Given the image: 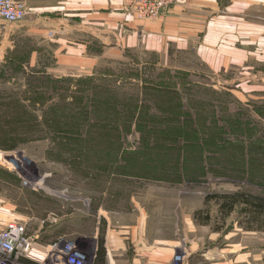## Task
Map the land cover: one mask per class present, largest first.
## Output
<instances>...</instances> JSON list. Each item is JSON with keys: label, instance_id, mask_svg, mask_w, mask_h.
Segmentation results:
<instances>
[{"label": "rangeland", "instance_id": "1", "mask_svg": "<svg viewBox=\"0 0 264 264\" xmlns=\"http://www.w3.org/2000/svg\"><path fill=\"white\" fill-rule=\"evenodd\" d=\"M215 1L221 13L230 0ZM31 13L0 24L14 41L0 64V230L20 234L0 264H138L144 245L159 251L160 222L164 247L176 250L157 264H186L190 249L187 264H264V231L242 225L240 207L224 222L206 203L216 192L264 194V52L219 25L200 28L195 49L139 47L56 76L46 69L50 27L25 21ZM70 34L93 38L74 26ZM148 120L176 123L201 146L183 135L147 145L139 123Z\"/></svg>", "mask_w": 264, "mask_h": 264}, {"label": "crops", "instance_id": "2", "mask_svg": "<svg viewBox=\"0 0 264 264\" xmlns=\"http://www.w3.org/2000/svg\"><path fill=\"white\" fill-rule=\"evenodd\" d=\"M26 1L32 13L25 21H40L50 27L45 35L52 63H47L46 69L56 76H66L75 67L92 69L104 56L114 60L122 59L126 53L139 47L163 52L169 42H184L186 48L192 45L190 48L195 49L200 28L219 25L223 27L224 36L232 41L238 35V40L245 45L246 51L250 49H247L248 44H254L255 50L260 54L264 52V0H230L221 13L215 0H181L169 10L164 20L154 22L139 19L128 12L124 7V0H46L47 3L43 0ZM5 23L0 18V24L6 25ZM73 26L84 29L93 38L73 40L70 34ZM0 32L2 64L14 41L7 26L5 29L1 27ZM261 56V63H264V57ZM160 226L161 222L153 226L154 230H158V236L151 243L159 251L144 245L141 249L146 255L138 264H157L164 258L172 259L176 247L173 244V247H164L162 240H165L167 233ZM143 243L144 241L141 245ZM194 252L196 251L193 249L189 250L188 256H185L186 264ZM260 256L264 261V252ZM116 262L128 264L125 257H120ZM202 264L234 263L203 260Z\"/></svg>", "mask_w": 264, "mask_h": 264}, {"label": "trees", "instance_id": "3", "mask_svg": "<svg viewBox=\"0 0 264 264\" xmlns=\"http://www.w3.org/2000/svg\"><path fill=\"white\" fill-rule=\"evenodd\" d=\"M128 114H124V118H121L122 123L125 125L127 124L128 120H133L135 117V113L130 112ZM180 115V107H175L170 111L169 117L177 122L179 121L178 118ZM144 122L145 121H141L139 123V127L140 131L142 132V141H144L147 145L152 141L150 140V137H155L154 139H156V141L159 139L162 140V138L167 139L172 145L179 140V135H183V137L188 140V143L194 146V150L198 151L195 147L201 146L197 135H192V133L183 131L182 129L178 130L176 123L172 124L171 128H168V126L165 125L151 124L149 120L147 121V124H144ZM169 129H172V132ZM175 131L179 132L176 133ZM120 138V135H118L116 140H119ZM164 142H166V140H164ZM154 146L157 147L156 144H154ZM152 147H146V149H150ZM182 148L186 149L184 146H182ZM141 152L144 153L146 151L141 149ZM177 152L182 153L181 150H178ZM188 153H190V149L188 150ZM207 202H215L217 204V218L223 220L224 222L240 207L242 221L239 222H241L242 225L246 224V228L249 230L264 231V194L247 190H237L235 192H216L207 195L206 203ZM202 213L203 211H196L195 218L200 221V216ZM206 218L207 219L205 220H201L203 224H209L211 222L209 210H207Z\"/></svg>", "mask_w": 264, "mask_h": 264}, {"label": "built area", "instance_id": "4", "mask_svg": "<svg viewBox=\"0 0 264 264\" xmlns=\"http://www.w3.org/2000/svg\"><path fill=\"white\" fill-rule=\"evenodd\" d=\"M181 0H124V7L139 19L148 21L164 20L169 10ZM24 0H0V18L6 23H17L30 13ZM14 248V247H13ZM13 248L11 251H13ZM9 251V252H11ZM76 255V252L73 255Z\"/></svg>", "mask_w": 264, "mask_h": 264}, {"label": "bare ground", "instance_id": "5", "mask_svg": "<svg viewBox=\"0 0 264 264\" xmlns=\"http://www.w3.org/2000/svg\"><path fill=\"white\" fill-rule=\"evenodd\" d=\"M18 226L15 225L13 229L4 233V230H0V251L9 252L16 244V241L19 239ZM5 247V248H4ZM8 248V249H6ZM81 255V254H80ZM82 257V256H81ZM178 258V257H177Z\"/></svg>", "mask_w": 264, "mask_h": 264}]
</instances>
